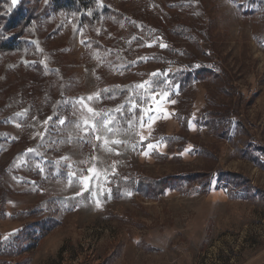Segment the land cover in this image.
Listing matches in <instances>:
<instances>
[{"label":"rangeland","instance_id":"1","mask_svg":"<svg viewBox=\"0 0 264 264\" xmlns=\"http://www.w3.org/2000/svg\"><path fill=\"white\" fill-rule=\"evenodd\" d=\"M25 1L27 53L0 55V264H264V0H245L247 18L229 0H95L123 16L90 30L108 56L50 0ZM154 72L169 95L143 104L150 128L134 110L129 131L130 90ZM80 97L120 134L78 130ZM140 135L165 143L145 156ZM89 167L99 179L77 196Z\"/></svg>","mask_w":264,"mask_h":264},{"label":"trees","instance_id":"2","mask_svg":"<svg viewBox=\"0 0 264 264\" xmlns=\"http://www.w3.org/2000/svg\"><path fill=\"white\" fill-rule=\"evenodd\" d=\"M231 3L235 6L241 18L255 15V7L247 4L245 0H231ZM25 4L26 1L21 0L16 7H13L10 0H0V55L27 53L28 43L23 39L22 31L32 27L36 18L32 10L26 7ZM50 6L54 11L64 14L71 24L81 29L80 41H85L83 46L92 48L94 52H102L104 56L110 54L106 47L102 46L96 39L91 38L90 30L101 26L107 16L122 20V15L113 9L99 7L95 0H50ZM185 76L190 77L189 74ZM196 77L201 78L198 73H196ZM122 91L123 89L119 91L118 95ZM109 95L110 92L107 96ZM172 181L168 180L155 184L157 187L151 189V194L157 196L162 194L163 189L171 188L173 184H177L175 182L177 179L173 180L172 178ZM144 183L151 187V184L147 183L146 180L141 182V184ZM133 186L137 188V185Z\"/></svg>","mask_w":264,"mask_h":264},{"label":"snow or ice","instance_id":"3","mask_svg":"<svg viewBox=\"0 0 264 264\" xmlns=\"http://www.w3.org/2000/svg\"><path fill=\"white\" fill-rule=\"evenodd\" d=\"M18 2V0H12V4L15 5ZM45 2L47 3V0H45ZM97 2L99 3L100 0H97ZM229 2H231V0H229ZM91 14V13H89ZM133 23L135 24V22L133 21ZM123 26V25H121ZM137 27H140V25H136ZM133 39H135V37H133ZM159 39V38H158ZM81 43L84 44L85 41L81 40ZM148 47H151V44L146 45ZM161 48H165L167 47L166 44L164 43H160L159 45ZM199 67V66H197ZM158 75V73H151L150 74V79L149 80H145L139 84L134 85L133 89H131L130 91L136 92L138 90H142V93L140 95V100L139 103L137 102L136 99H134L133 97H129L128 98V103H130L131 107L128 108V112L132 115V119L128 120V125H129V131H131L133 128L136 127V124L134 123L135 119L137 118V113L134 111L137 108H139V115H138V120H139V127L141 129H143L145 126L147 127H151L152 124L155 122V120L157 119V116L155 114H153V108L150 106L147 109H145L143 107V104L148 103L149 97L151 99H155L156 96H161V98H166L168 97L169 93L166 90H163L161 92H157L156 88H157V82L152 79V77H156ZM109 90L108 89H104L102 90V92H98L95 93L94 95H89L87 97V101H93L94 96L99 98L103 95V93H107ZM65 103H67V101H65ZM170 103H175L174 100L170 101ZM77 105H79L81 107V114L83 116V125H85L84 128H81V124L77 123L75 125V127L78 130L81 131H85L86 133L90 130L93 134H95L96 139L99 141L101 139L102 136L107 137V135L109 133H115L116 135L120 134V129L119 128H115L112 125L115 122V117L110 116L108 113H104L103 115H101L100 113L96 112L92 107L89 106V104L86 102L84 97H80L78 100L73 101V107L75 108ZM86 109L87 113L91 114V115H87L85 116L83 114L84 110ZM124 109V105H120L119 107H117L115 109L116 112H122ZM18 117H22L25 115L24 112H20L16 114ZM99 117V118H98ZM165 119L169 118V114L165 113L164 116ZM194 119V117H193ZM53 120L52 116H49L46 120L43 121L44 125H48L50 121ZM59 125H65L66 121L64 119H59L58 121ZM21 125L19 123L16 124V127H20ZM188 127L189 130H195L194 125L192 123V121L190 120L188 122ZM127 134V133H125ZM39 135L41 136V138H43L44 133L41 132L39 133ZM71 139V138H69ZM147 139V137L140 135L139 136V142L142 148V155H149L151 150H158L159 147H161L165 142L164 141H157L156 143H147L146 147L144 145V141ZM107 139H105V143H107ZM112 144L114 145H119V144H123L126 143L125 141H121V140H116L113 139L111 141ZM136 145H133V148L135 149ZM34 150L29 148L26 150L25 152V156H27L29 153H32ZM109 151H111V149H109ZM185 152H189L190 148H186L184 150ZM119 154V153H117ZM184 153H181V155H183ZM64 159H67V157H64ZM24 160L21 159L20 160V164H23ZM57 164H59V161H57ZM17 166H20L19 164ZM37 168H39V170L41 172L44 171L43 167H41L40 164L36 165ZM69 168H71V165L68 166ZM113 172H115V167H113ZM85 174L84 172H81L78 180H79V184L81 187L80 192L76 193L77 196H82L85 192H88L92 186V183L94 181H98L99 177L98 174L96 172L95 167H89L87 168ZM77 174L69 171V186H71L72 184V178L76 177ZM103 194V193H101ZM129 196H131V193H128ZM109 196H110V190H109ZM96 206L100 207L101 205V201L99 199H96L95 201ZM5 239H7V237H5Z\"/></svg>","mask_w":264,"mask_h":264}]
</instances>
